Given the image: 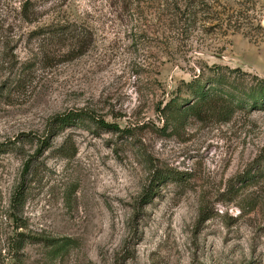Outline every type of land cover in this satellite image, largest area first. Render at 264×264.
<instances>
[{"label": "rangeland", "instance_id": "rangeland-1", "mask_svg": "<svg viewBox=\"0 0 264 264\" xmlns=\"http://www.w3.org/2000/svg\"><path fill=\"white\" fill-rule=\"evenodd\" d=\"M262 79L264 0H0V264H264Z\"/></svg>", "mask_w": 264, "mask_h": 264}, {"label": "trees", "instance_id": "trees-1", "mask_svg": "<svg viewBox=\"0 0 264 264\" xmlns=\"http://www.w3.org/2000/svg\"><path fill=\"white\" fill-rule=\"evenodd\" d=\"M29 4H30V2H27L22 7V9H23L22 14H23V17L25 19L31 20L32 18H30L31 17L30 15H31V13L33 11H32L31 5H29ZM263 83H264V79L261 80L260 84H263ZM84 114H88V112H84V111H70L68 113L56 115L52 120H53V122L63 126V125H67L68 123L74 122L76 119H80ZM98 123L101 126H103L105 128H108V129H114V130H119L120 129L117 124L106 122V121H104L102 119H98ZM43 144H44L45 147L49 146L50 142L48 141V138L43 140ZM149 192H147L145 194V196H144L145 198H147L150 195Z\"/></svg>", "mask_w": 264, "mask_h": 264}]
</instances>
